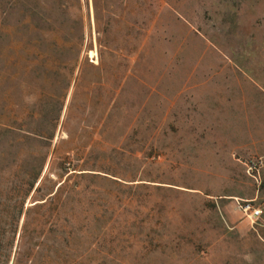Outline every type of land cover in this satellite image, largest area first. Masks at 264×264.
Returning <instances> with one entry per match:
<instances>
[{"label":"rangeland","instance_id":"rangeland-1","mask_svg":"<svg viewBox=\"0 0 264 264\" xmlns=\"http://www.w3.org/2000/svg\"><path fill=\"white\" fill-rule=\"evenodd\" d=\"M206 39L264 118V0H0V264H217L264 158L234 162L199 99L118 89L180 85Z\"/></svg>","mask_w":264,"mask_h":264},{"label":"crops","instance_id":"crops-1","mask_svg":"<svg viewBox=\"0 0 264 264\" xmlns=\"http://www.w3.org/2000/svg\"><path fill=\"white\" fill-rule=\"evenodd\" d=\"M199 52V57L194 63L187 64L185 61L189 73L180 85H177V77L173 74L164 77L168 85L163 87L159 85L162 79L159 76L154 78L152 84L145 76L127 74L118 89L127 91L132 88L138 92L169 93L183 100L199 99V105L207 109L206 113L217 116V127L209 129L232 133L229 147L233 148L230 157L234 162L251 156L264 158V137L253 135L261 134L264 129V118L253 104L255 83L243 71L240 63L232 59L222 46L206 39L201 42ZM197 74H201L199 81L194 80ZM99 83L107 92V79ZM73 98L75 99V94ZM90 98L91 96L88 97L89 102ZM68 99L63 100V116L69 108ZM113 105L112 95L109 103L107 101L103 107L102 114L107 116L113 113ZM244 132H249V135L246 136ZM261 176L264 180V165L261 166ZM241 192L238 193L240 198L253 201L259 199L261 216L255 223L244 214L245 219L232 224L223 221L219 225L217 264H264V252L260 251L264 249V188L257 185L249 194ZM228 230L232 231L233 235H230Z\"/></svg>","mask_w":264,"mask_h":264},{"label":"built area","instance_id":"built-area-1","mask_svg":"<svg viewBox=\"0 0 264 264\" xmlns=\"http://www.w3.org/2000/svg\"><path fill=\"white\" fill-rule=\"evenodd\" d=\"M238 208L248 216L252 223H255L261 216V210L258 207H254L250 201L238 204Z\"/></svg>","mask_w":264,"mask_h":264},{"label":"trees","instance_id":"trees-1","mask_svg":"<svg viewBox=\"0 0 264 264\" xmlns=\"http://www.w3.org/2000/svg\"><path fill=\"white\" fill-rule=\"evenodd\" d=\"M9 130H12V129H9ZM23 137H24V138H28V139L31 138L30 135H27V134H26L25 136H23ZM69 172H70V171H69ZM69 172H68V173H69ZM68 173H67V174H68ZM71 174H73V173H71ZM81 174H83V172H82ZM37 181H38V178H37L34 182H31V184H30V188H31V190H33V188L35 187V183H36ZM63 184H64V182H62L59 186H61V185H63ZM260 186H261L262 188H264V180L261 181ZM42 203H44V202H42ZM42 203H41V204H42ZM18 210H19V213H20V214L23 213V211H24V202L21 203V206H20V208H19Z\"/></svg>","mask_w":264,"mask_h":264},{"label":"water","instance_id":"water-1","mask_svg":"<svg viewBox=\"0 0 264 264\" xmlns=\"http://www.w3.org/2000/svg\"><path fill=\"white\" fill-rule=\"evenodd\" d=\"M35 203H37V202H34L33 204H35Z\"/></svg>","mask_w":264,"mask_h":264}]
</instances>
